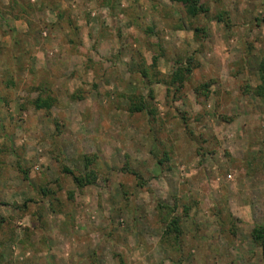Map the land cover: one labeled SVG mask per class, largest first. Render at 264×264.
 <instances>
[{
	"label": "rangeland",
	"instance_id": "obj_1",
	"mask_svg": "<svg viewBox=\"0 0 264 264\" xmlns=\"http://www.w3.org/2000/svg\"><path fill=\"white\" fill-rule=\"evenodd\" d=\"M185 1L0 0V264H264V0Z\"/></svg>",
	"mask_w": 264,
	"mask_h": 264
},
{
	"label": "trees",
	"instance_id": "obj_2",
	"mask_svg": "<svg viewBox=\"0 0 264 264\" xmlns=\"http://www.w3.org/2000/svg\"><path fill=\"white\" fill-rule=\"evenodd\" d=\"M185 11L188 16L193 17L207 10L201 5L200 0H186L185 1ZM259 70H260V79L262 82H264V63L260 64ZM189 72H190V69L186 67L185 68L186 76L189 74ZM182 79H184V77L181 78L180 80L182 81ZM35 107L49 109V104L46 102V100L38 98L35 103ZM64 172L72 176V181L78 188L91 185L95 181V176L92 172H90L89 174H83V175L81 174L79 176L73 175L72 172L66 168H64ZM177 230H178V227H177ZM251 236L257 244L261 245V248L264 254V223L261 225H255L253 229L251 230Z\"/></svg>",
	"mask_w": 264,
	"mask_h": 264
}]
</instances>
